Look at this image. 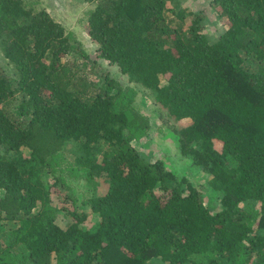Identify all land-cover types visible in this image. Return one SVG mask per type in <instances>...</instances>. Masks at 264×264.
<instances>
[{
	"label": "trees",
	"instance_id": "16d2710c",
	"mask_svg": "<svg viewBox=\"0 0 264 264\" xmlns=\"http://www.w3.org/2000/svg\"><path fill=\"white\" fill-rule=\"evenodd\" d=\"M81 1L95 58L0 0V264H264V0H211L218 35L182 0ZM149 102L205 185L133 145Z\"/></svg>",
	"mask_w": 264,
	"mask_h": 264
},
{
	"label": "rangeland",
	"instance_id": "374dc122",
	"mask_svg": "<svg viewBox=\"0 0 264 264\" xmlns=\"http://www.w3.org/2000/svg\"><path fill=\"white\" fill-rule=\"evenodd\" d=\"M36 1H38L40 7H44L62 22L66 26L68 32L74 33L94 58L97 57L95 46L91 42L87 30L88 3L81 0H32L34 3H36ZM210 1L211 0H182L181 6L188 7L193 11L206 10L210 19L206 31L210 34L218 35L221 32L220 29H223V20L217 18V15L212 10ZM113 70L115 71L117 69L114 68ZM143 101L144 99H142V102ZM147 105L148 107L144 106L143 108L148 111L153 118L151 121V130L148 135H144L138 140L133 141V145L143 153L149 154L155 159H165L173 169L195 180L197 185H205L208 177L205 174L201 175L200 172L198 173V171L193 168L190 161L180 156L177 148V137L173 135L167 126H164V124L160 122L156 113L150 110L151 103L149 102ZM188 122L189 120H185L183 124L186 125ZM74 147H76V145L71 143L66 149L67 156L71 160L75 157V154L71 150ZM199 176H201V179ZM79 191H81V189ZM65 192H67V189L54 187L53 200L58 207L69 205L65 197ZM207 196L209 197V194H207ZM207 196L206 193H204L206 201L208 200ZM213 208L216 209L214 205ZM81 209L88 214L86 224L91 225L96 221L97 214L91 211L90 206L83 205ZM71 220V217L68 214H64V212L59 215V222L63 226H67Z\"/></svg>",
	"mask_w": 264,
	"mask_h": 264
}]
</instances>
